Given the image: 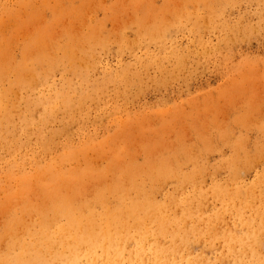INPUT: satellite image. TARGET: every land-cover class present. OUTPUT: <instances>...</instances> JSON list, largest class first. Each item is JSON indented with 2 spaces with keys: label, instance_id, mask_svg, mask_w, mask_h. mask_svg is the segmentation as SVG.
Segmentation results:
<instances>
[{
  "label": "rangeland",
  "instance_id": "rangeland-1",
  "mask_svg": "<svg viewBox=\"0 0 264 264\" xmlns=\"http://www.w3.org/2000/svg\"><path fill=\"white\" fill-rule=\"evenodd\" d=\"M64 198L104 258L264 264V0H0V264L64 263Z\"/></svg>",
  "mask_w": 264,
  "mask_h": 264
},
{
  "label": "bare ground",
  "instance_id": "bare-ground-1",
  "mask_svg": "<svg viewBox=\"0 0 264 264\" xmlns=\"http://www.w3.org/2000/svg\"><path fill=\"white\" fill-rule=\"evenodd\" d=\"M5 90V89H4ZM73 126V125H72ZM64 132V131H63ZM132 170H129V174H132V173H130ZM128 173H127V175H128ZM158 173H160V172H158ZM162 174V173H161ZM133 175V174H132ZM130 178H131V176H129ZM128 177V178H129ZM130 178H129V180H130ZM132 182V181H131ZM92 183V182H91ZM133 184V183H132ZM130 185H131V183H130ZM79 199V198H78ZM76 200H77V198H76ZM152 202V201H151ZM62 204H60L61 206H58L57 205V210H64V214H65V218H66V221H68V224L67 225H65V226H62L61 228H59V232H62L64 235H65V237L64 238H60V237H58V238H60L59 239V244L62 246V247H64L65 249H67V255L63 258V259H60V260H64V263L63 264H80L79 263V258H80V256H81V254H84V258H85V261H84V263L83 264H133V262L134 261H139L138 260V258H137V251L134 253V257H130L127 261H126V263H125V261H122L120 258L122 257V256H120L119 254V256H118V259H116V257H111L110 256V258H104V256L102 255V257L101 256H99V255H97L96 254V252H95V250H93V248L97 245H99L100 244V241H98L99 242V244H96V245H94L95 243H94V241H93V239L91 240L90 239V237L92 236V230L94 229V231L96 232V224H95V222L93 221V217H91V219L88 221V223H87V221H85V228H84V230H85V234H84V239L82 238V240H80L81 239V235H78V229L80 228V229H82L80 226L82 225L81 224V220H80V224H78L77 223V221H75V216L73 215V213H72V209L70 208V205L68 204V202H67V199H62V202H61ZM136 203V202H135ZM147 203V202H146ZM137 204H139V203H137ZM148 204V203H147ZM122 205H124V203L122 204ZM143 205V204H142ZM151 205H153V204H150L149 205V207L151 206ZM155 205V204H154ZM63 206V207H62ZM125 206V205H124ZM127 206V205H126ZM125 206V207H126ZM129 206V205H128ZM147 206V205H146ZM130 207V206H129ZM138 207V206H137ZM142 207V206H141ZM123 208V207H122ZM128 209H130V208H128ZM142 209V208H141ZM144 209V208H143ZM142 209V210H143ZM54 210H55V208H54ZM158 208H157V212H158ZM155 212V211H154ZM115 213V212H114ZM123 213H126L127 215H129V217L131 218V219H133L134 221H135V224H133L132 225V227L133 228H136L135 230H138L139 228H141V220L139 219V217L136 215V214H130V211H127L126 209H124L123 208V210H121L120 211V215L121 214H123ZM113 214V213H112ZM116 214V213H115ZM117 214H119V213H117ZM116 214V215H117ZM106 215V220H108V218L110 217V216H112L110 213H106L105 214ZM124 215V214H123ZM117 217H119V215L117 216ZM121 217V216H120ZM119 217V218H120ZM159 217H161V216H159ZM87 218V217H86ZM112 218V217H111ZM78 219V218H77ZM114 219V218H113ZM117 220H118V218H116ZM121 219H122V217H121ZM155 219V218H154ZM157 219V218H156ZM164 219V218H163ZM86 220V219H85ZM114 221V220H113ZM165 221V220H164ZM43 222V228L45 227V224H47L48 223V220L46 221L45 219L42 221ZM83 222V221H82ZM106 222V221H105ZM122 222V221H121ZM159 222V221H158ZM111 224V223H110ZM84 225V224H83ZM99 225V224H98ZM102 225V224H101ZM99 226L102 230L104 229L105 231L107 230H110L109 228H110V226H109V223H108V221L105 223V224H103L102 226ZM112 225H113V222H112ZM121 225V224H120ZM125 225V224H124ZM147 225V224H146ZM124 227V226H123ZM87 228V229H86ZM91 228H92V230H91ZM99 228V229H100ZM112 228V227H111ZM118 228V227H117ZM122 228V227H121ZM113 229V228H112ZM125 229H127V228H125ZM101 230V231H102ZM117 230H119V229H117ZM45 231V230H44ZM79 231H81V230H79ZM100 231V232H101ZM138 231H140V230H138ZM114 232V231H113ZM112 232V234H114ZM99 233V232H98ZM106 232H104V234H105ZM108 234V233H107ZM110 235H111V233H109ZM108 234V235H109ZM97 235V234H96ZM108 235H106V236H108ZM101 236H102V233H101ZM104 236V235H103ZM96 237V236H95ZM94 236H93V238H95ZM100 237V236H99ZM119 237V236H118ZM102 238V237H101ZM98 239H100V238H98ZM107 239V238H106ZM118 239V238H117ZM107 242H108V240H106ZM113 241V240H112ZM103 242H104V240H103ZM106 243V242H105ZM104 243V244H105ZM110 243H111V241H110ZM108 244V246H112L113 244H114V241H113V244ZM116 243V242H115ZM101 245V244H100ZM118 245H119V243H118ZM120 245H123V244H120ZM129 245V244H128ZM50 246H51V243H49V242H47L46 243V245H45V248L44 249H49L50 248ZM104 246V245H103ZM115 246V245H114ZM93 247V248H92ZM100 247V246H99ZM99 247H98V249H99ZM107 247V246H106ZM97 248V247H96ZM112 248V247H111ZM111 248H109L110 250H111ZM114 248V247H113ZM120 248V247H119ZM118 248V249H119ZM121 248H122V246H121ZM120 248V249H121ZM76 249H79V251L77 252L76 251ZM100 249H101V247H100ZM109 249H107V248H105V249H103L102 250V252H104V251H108ZM115 249V248H114ZM97 250V249H96ZM113 250V249H112ZM111 250V252H113ZM38 251V250H37ZM40 251H38V253H39ZM101 252V253H102ZM110 252V251H109ZM117 252H120V251H117ZM123 252V251H122ZM107 252H105V253H102V254H106ZM114 254V253H113ZM35 255V254H34ZM115 255V254H114ZM133 255V254H132ZM55 256H58L59 258H61V256H60V254L58 255V254H56V253H53L52 252V257L53 258H56ZM106 256V255H105ZM20 257H23V256H20ZM139 257V256H138ZM25 259H26V257H25ZM126 259V258H125ZM145 259V258H144ZM124 260V259H123ZM24 262V261H23ZM37 262H39V264H50L49 263V261H48V259H46L44 256H42V259H40V257H39V259L37 260ZM140 263V262H139ZM138 263V264H139ZM20 264H23V263H20ZM60 264H62V263H60Z\"/></svg>",
  "mask_w": 264,
  "mask_h": 264
}]
</instances>
